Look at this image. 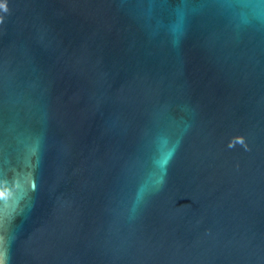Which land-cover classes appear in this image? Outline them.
Masks as SVG:
<instances>
[{"label": "water", "instance_id": "obj_1", "mask_svg": "<svg viewBox=\"0 0 264 264\" xmlns=\"http://www.w3.org/2000/svg\"><path fill=\"white\" fill-rule=\"evenodd\" d=\"M0 16L5 264H264V0Z\"/></svg>", "mask_w": 264, "mask_h": 264}, {"label": "clouds", "instance_id": "obj_2", "mask_svg": "<svg viewBox=\"0 0 264 264\" xmlns=\"http://www.w3.org/2000/svg\"><path fill=\"white\" fill-rule=\"evenodd\" d=\"M8 9L5 6L4 7V12L7 13ZM4 22V18L3 16H0V24H2ZM237 143H240L241 145H244V140L240 139L237 141ZM230 147H234L235 144L234 143H230L229 145ZM245 148H247L246 145H244ZM19 175H14L11 179L10 182H6L7 184V188L10 190V196L6 197L5 194L3 192H0V201H4L5 203H8L12 200H16V204L19 205L20 201L24 199V185L23 182H21L20 184L16 183V178ZM163 181H161L162 183ZM34 183V181H33ZM29 187H31V185H29ZM34 190V188H33ZM5 256H6V252L4 254V258L0 259V264H5Z\"/></svg>", "mask_w": 264, "mask_h": 264}, {"label": "snow or ice", "instance_id": "obj_3", "mask_svg": "<svg viewBox=\"0 0 264 264\" xmlns=\"http://www.w3.org/2000/svg\"><path fill=\"white\" fill-rule=\"evenodd\" d=\"M0 202H3V201H0Z\"/></svg>", "mask_w": 264, "mask_h": 264}]
</instances>
